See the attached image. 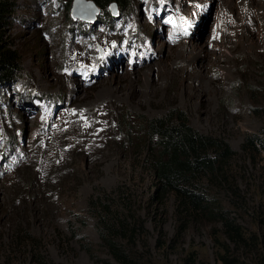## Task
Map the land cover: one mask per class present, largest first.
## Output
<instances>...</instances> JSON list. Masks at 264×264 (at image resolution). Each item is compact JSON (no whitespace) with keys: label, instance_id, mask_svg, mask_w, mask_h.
<instances>
[{"label":"rangeland","instance_id":"rangeland-1","mask_svg":"<svg viewBox=\"0 0 264 264\" xmlns=\"http://www.w3.org/2000/svg\"><path fill=\"white\" fill-rule=\"evenodd\" d=\"M73 1L17 0L4 28L21 72L0 84V264L114 263L102 235L119 220L138 228L133 246L129 232L115 241L139 264H189L192 252L222 264L221 224L189 223L176 239L174 199L152 200L145 147L124 145L138 115L172 108L236 153L227 181L202 178V192L257 240L231 256L263 264L264 155L241 146L264 137V0H128L96 22L73 18ZM17 230L34 245L16 243Z\"/></svg>","mask_w":264,"mask_h":264},{"label":"trees","instance_id":"trees-1","mask_svg":"<svg viewBox=\"0 0 264 264\" xmlns=\"http://www.w3.org/2000/svg\"><path fill=\"white\" fill-rule=\"evenodd\" d=\"M16 1L0 0V84L12 81L21 72L20 57L15 50L9 47L4 35V28L9 24V19L17 6ZM86 1H92L99 9L115 4L116 8L121 11L125 10L128 4V0ZM138 118L136 132L134 128L127 125L124 145L128 142L129 149L130 146L132 149H137L140 146L145 147L138 156L144 157V163L148 166L153 177L155 192L152 200L162 206L168 197L174 199V217L177 223L175 238L182 236L186 231L185 226L189 223L193 225H199L203 221L209 224L220 223L221 232L212 236L216 245V260L222 264H239L237 258L231 256L229 246L243 245L246 247L248 244L254 246L257 240L253 237L245 238L243 229L221 212L213 200L203 194L200 183L202 178L207 177L211 184L219 185L226 182L225 167L233 161L236 153L224 139L210 137L195 131L189 124L186 113L177 108L168 110L158 118L150 119L143 115H138ZM131 131L135 132L134 135ZM131 139L135 144L130 145ZM241 151L247 159L264 155V137L247 135L241 146ZM106 209L108 208L106 207ZM99 218L100 221L103 220V217ZM119 222L120 225L116 224V226L104 224L102 235V241L114 263L110 261H100L99 263L139 264L130 257L127 247H123L115 241L120 235L125 236L124 233L129 232L127 239L133 246L138 228L136 226L129 228V224L126 222L120 220ZM14 238L16 243L22 241V246L26 244L29 247L30 243L31 247L34 245L33 238H25L19 230L16 231ZM221 240H226L229 244L221 243ZM19 242L18 244H20ZM163 244L158 247L164 248L166 244ZM33 255H37L35 250ZM38 261L39 264H46L42 260ZM187 261L189 264H196L197 255L193 252L190 253Z\"/></svg>","mask_w":264,"mask_h":264},{"label":"water","instance_id":"water-1","mask_svg":"<svg viewBox=\"0 0 264 264\" xmlns=\"http://www.w3.org/2000/svg\"><path fill=\"white\" fill-rule=\"evenodd\" d=\"M110 6L112 16H116V5L112 4ZM98 10L99 8L92 1L74 0L71 8V16L85 22H96L94 16Z\"/></svg>","mask_w":264,"mask_h":264},{"label":"bare ground","instance_id":"bare-ground-1","mask_svg":"<svg viewBox=\"0 0 264 264\" xmlns=\"http://www.w3.org/2000/svg\"><path fill=\"white\" fill-rule=\"evenodd\" d=\"M180 51H183V49L181 48V50ZM193 52H194V50H193V48L191 49V55L193 54ZM189 63V62H188Z\"/></svg>","mask_w":264,"mask_h":264},{"label":"snow or ice","instance_id":"snow-or-ice-1","mask_svg":"<svg viewBox=\"0 0 264 264\" xmlns=\"http://www.w3.org/2000/svg\"><path fill=\"white\" fill-rule=\"evenodd\" d=\"M169 22H171V21H169ZM185 23H188V21H185ZM185 34H187V33H185Z\"/></svg>","mask_w":264,"mask_h":264}]
</instances>
